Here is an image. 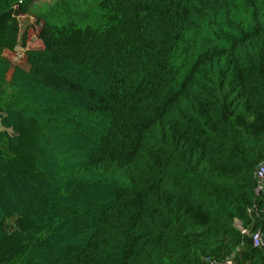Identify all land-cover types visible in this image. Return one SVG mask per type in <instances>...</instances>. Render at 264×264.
<instances>
[{
  "label": "trees",
  "instance_id": "16d2710c",
  "mask_svg": "<svg viewBox=\"0 0 264 264\" xmlns=\"http://www.w3.org/2000/svg\"><path fill=\"white\" fill-rule=\"evenodd\" d=\"M29 2L0 0V264H264V0H57L37 48Z\"/></svg>",
  "mask_w": 264,
  "mask_h": 264
},
{
  "label": "rangeland",
  "instance_id": "374dc122",
  "mask_svg": "<svg viewBox=\"0 0 264 264\" xmlns=\"http://www.w3.org/2000/svg\"><path fill=\"white\" fill-rule=\"evenodd\" d=\"M57 3V0H30L28 7H27V13L26 14H19L17 16V22L20 24V29L23 30L28 25H33L35 30H33V35L31 36V33L29 35V40L27 43L28 48H37L40 45V42L37 38V34L40 29V24L36 22L37 16H40L53 6V4ZM31 36V37H30ZM23 49L21 46H18L16 49V54L12 58V62L18 63L21 61V54L23 52ZM1 130V128H0ZM235 227L237 229H241V225L239 222L235 223ZM241 231H244L241 229ZM245 233V231H244Z\"/></svg>",
  "mask_w": 264,
  "mask_h": 264
},
{
  "label": "built area",
  "instance_id": "2783aa9c",
  "mask_svg": "<svg viewBox=\"0 0 264 264\" xmlns=\"http://www.w3.org/2000/svg\"><path fill=\"white\" fill-rule=\"evenodd\" d=\"M256 179L257 184L255 192L257 194H264V164H260V166L257 168ZM252 242L255 247L264 249V240L259 232H255L254 234H252Z\"/></svg>",
  "mask_w": 264,
  "mask_h": 264
}]
</instances>
